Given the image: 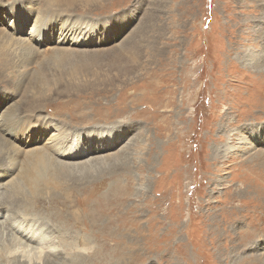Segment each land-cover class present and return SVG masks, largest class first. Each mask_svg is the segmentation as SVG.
<instances>
[{"label":"rangeland","instance_id":"obj_1","mask_svg":"<svg viewBox=\"0 0 264 264\" xmlns=\"http://www.w3.org/2000/svg\"><path fill=\"white\" fill-rule=\"evenodd\" d=\"M51 1L0 0V201L51 184L66 207L29 220H80L93 264H264V0Z\"/></svg>","mask_w":264,"mask_h":264},{"label":"bare ground","instance_id":"obj_2","mask_svg":"<svg viewBox=\"0 0 264 264\" xmlns=\"http://www.w3.org/2000/svg\"><path fill=\"white\" fill-rule=\"evenodd\" d=\"M67 1L66 4H69L68 6H72V3H75L76 2H80V8H83L85 10H87L89 8V6L91 7L90 3H93L95 2L94 4H96V2H98V0H65ZM74 1V2H72ZM57 2L61 3L60 0H52L51 1V5L53 6H57ZM63 4V3H62ZM61 4V5H62ZM65 4V3H64ZM98 4V3H97ZM59 5V6H61ZM86 5V6H85ZM75 6V5H73ZM47 7V6H45ZM49 7V6H48ZM58 7V6H57ZM63 7V6H61ZM60 7V8H61ZM66 7V6H64ZM63 7V8H64ZM50 8V7H49ZM52 9V8H51ZM73 9V8H72ZM54 10V9H53ZM57 10V9H56ZM64 10V9H63ZM44 11V10H43ZM49 11V10H48ZM85 12V11H84ZM44 13V12H43ZM64 13V12H63ZM50 14H53L54 13H50ZM59 14V13H58ZM61 14V13H60ZM29 15V14H28ZM37 15L39 16V13H37ZM43 15V14H42ZM41 15V16H42ZM66 15V14H65ZM43 17V16H42ZM42 17L39 16L38 19H36L33 23V26L31 28V32H30V36L31 38H34L36 37L42 30V28H44L43 26V21L41 22V19ZM48 17V16H47ZM52 17V16H51ZM19 18L21 20V25L20 26H23L25 24V22L27 21L28 17L26 15V13H21L19 15ZM86 18V17H85ZM50 19V18H49ZM75 20V19H74ZM87 20V19H86ZM80 21V20H79ZM88 21V20H87ZM82 23V22H81ZM84 24V23H83ZM13 26V25H12ZM87 26V25H86ZM65 28V27H64ZM84 25H80L79 23L77 22H74L72 24H70L68 26L67 29H65L63 32V38L64 41H68L69 38H72V42L70 43L71 45H73L77 40H78V36H80V34L83 32L82 30H84ZM85 32V30H84ZM86 33V32H85ZM11 34V33H10ZM9 35V34H8ZM6 36V34H5ZM4 36V37H5ZM13 36V35H12ZM77 36V38H73ZM29 37V36H28ZM9 38V37H8ZM13 40V39H12ZM11 40V42H12ZM16 42V41H15ZM14 42V43H15ZM68 48V47H67ZM28 50V49H27ZM29 51V50H28ZM61 51V50H59ZM33 52V51H32ZM38 51H36L37 53ZM58 52V51H57ZM69 52V51H68ZM71 52V51H70ZM30 53V51H29ZM34 53V52H33ZM47 53V52H46ZM55 53V52H54ZM38 54V53H37ZM51 54V53H50ZM67 54V52H66ZM65 54V55H66ZM87 54V53H86ZM52 55V54H51ZM69 55V53H68ZM69 57V56H68ZM67 57V59H68ZM71 57V56H70ZM76 57V55H75ZM81 57V56H80ZM89 57V56H88ZM135 57V56H134ZM86 58V57H85ZM129 58V57H128ZM70 59V58H69ZM75 59V58H74ZM90 59V58H89ZM76 60V59H75ZM81 60V59H80ZM79 61V60H78ZM85 61V60H84ZM98 61V60H97ZM80 62V61H79ZM86 62V61H85ZM32 104V103H31ZM34 105V104H32ZM11 108V107H10ZM13 108V107H12ZM21 113V111H19ZM24 113V112H23ZM14 114V113H13ZM25 114V113H24ZM29 114V113H28ZM15 115V114H14ZM4 116V115H3ZM32 116V115H31ZM10 117V116H9ZM30 117V116H29ZM35 117V116H34ZM33 117V118H34ZM32 118V117H31ZM29 119V118H28ZM2 120V119H1ZM0 120V121H1ZM4 121V120H3ZM7 122V121H6ZM20 122V120H19ZM19 122L17 124H19ZM29 122V121H28ZM36 122V121H35ZM11 123V122H10ZM13 123V122H12ZM11 123V124H12ZM16 125V124H15ZM34 125V124H33ZM1 126V125H0ZM2 127H4V124L2 125ZM15 128V127H14ZM6 129V128H5ZM3 129V131L5 133L8 132V130H5ZM9 129V128H8ZM11 130V129H10ZM13 130V129H12ZM23 130V129H22ZM7 131V132H6ZM63 132V131H62ZM2 133V132H1ZM13 133V132H12ZM4 134V133H3ZM62 136V135H61ZM4 137V136H3ZM65 137V136H64ZM66 138V137H65ZM61 139V137H60ZM59 139V141H60ZM68 139V138H67ZM101 139H104V136L101 138ZM75 140V138H74ZM77 141V140H76ZM75 143V142H73ZM245 144V143H244ZM46 145V144H45ZM48 145V144H47ZM60 145V143L58 142V135L55 133L52 135L51 139H50V148H51V152H55V149ZM48 146V147H49ZM236 146V145H235ZM233 145L232 148L228 149V152L230 150H233V151H241L240 149L243 150V144H239L238 147H235ZM45 147V146H42V148ZM47 147V146H46ZM47 147V148H48ZM39 148V146H38ZM48 148V149H50ZM62 148V147H61ZM31 149V148H30ZM47 149V150H48ZM59 149V147H58ZM33 150V149H32ZM45 150V148L43 149ZM46 150V152H47ZM62 150V149H61ZM103 150V149H102ZM41 151V150H40ZM39 152V151H38ZM43 152V151H42ZM41 152V153H42ZM41 153H40V156H41ZM45 153V151H44ZM42 153V154H44ZM48 153V152H47ZM50 153V152H49ZM128 154V153H127ZM28 155V154H27ZM30 155V154H29ZM32 155V154H31ZM48 156V155H47ZM52 156H53V153H52ZM52 156H49V157H52ZM101 156V155H100ZM42 157V162L44 164V166H47L48 164L51 163V161L53 159H48V158H44L43 156ZM54 157V156H53ZM109 157V156H108ZM39 158V157H38ZM45 160H44V159ZM55 158V157H54ZM57 160H58V157H56ZM55 158V159H56ZM92 158V157H91ZM101 158V157H100ZM99 158V159H100ZM29 158H27L28 160ZM31 159V158H30ZM37 159V157H36ZM60 160V159H59ZM94 158H93V162H94ZM107 160V158L103 157L102 161L105 162ZM32 161V160H31ZM40 161V162H41ZM39 162V161H37ZM60 162V161H59ZM63 162H67V161H63ZM69 162V161H68ZM92 162V161H91ZM30 163V162H29ZM53 163V162H52ZM33 164V163H32ZM56 164V163H55ZM61 164H64V163H61ZM60 164V165H61ZM74 164V163H73ZM76 164V162H75ZM89 164V163H88ZM56 165H59V164H56ZM68 166L70 164H67ZM83 165V164H82ZM85 166V165H83ZM87 166V165H86ZM42 167V166H41ZM13 168V167H12ZM49 168V166H48ZM47 168V169H48ZM52 168V167H51ZM63 168V167H62ZM67 168V167H66ZM71 168V167H69ZM78 168V167H77ZM42 169V168H40ZM39 169V170H40ZM46 169V170H47ZM43 170V169H42ZM50 170V169H49ZM68 170V169H66ZM34 171V170H33ZM32 171V172H33ZM45 171V170H44ZM42 171V172H44ZM61 171V169H60ZM65 171V170H64ZM70 171V170H69ZM29 172V171H28ZM38 172V170L36 171ZM54 174V172H52ZM61 173V172H60ZM76 173V172H75ZM30 174V173H29ZM38 173H36L37 175ZM48 174V173H47ZM51 174V175H53ZM62 176L64 175V173H61ZM59 174V175H61ZM27 175V174H26ZM32 175V174H31ZM66 175V174H65ZM5 175H0V180H2V178L4 177ZM29 176V175H28ZM39 176V175H38ZM42 176H44V174H42ZM58 176V175H56ZM69 176V175H67ZM66 176V177H67ZM20 177H21V174H20ZM27 177V176H26ZM37 177V176H36ZM41 177V176H40ZM60 177V176H59ZM31 178V177H29ZM43 178V177H42ZM69 178V177H67ZM32 179V178H31ZM45 179V178H44ZM59 179V178H58ZM62 178H60L59 180H61ZM28 180V179H27ZM52 180V179H51ZM39 178H35L34 179V185H32V189L34 190V192H31V193H27V194H24L23 191L24 189L22 188L21 191H18L17 193L18 194H15V195H6V198L2 199L0 201V210L2 209H5V208H8L10 207L11 209V206H14V211L12 212V215L13 219H15L17 216H20L21 214V217L23 216V220L22 221H18V219L16 218L15 221L12 224V226H10V231H11V236H10V244H8L7 246V253H4V251H0L1 254L3 253L4 255L6 256H9L10 257H15V258H18L19 260H22L24 264H93L92 260L90 259L93 255L91 254L92 253V242L89 238H83L84 240V243L83 245L81 246L80 245V242L82 241V236L81 235H71V232H69L68 230H71V229H75L77 227V225L79 224L80 220H77L75 221V223L73 224L71 222L70 219H63L61 218L60 221H54L53 220V215L52 214H48L47 217H46V220L45 219L43 220L42 223L39 224V222L36 220V219H30L29 220V216H33L34 214H36L37 212L41 211V210H45V206L47 204V198H50L51 199V196H53L52 200L49 201V204H57L61 207H66L65 206V203L66 201L65 200H60V197L59 195L57 194H49V193H53L54 192V189H52L53 191L52 192H49V193H44L46 189H51V184H46L47 188H42L41 189V181H40V184H39ZM44 181V180H43ZM65 181V179H64ZM26 182V181H25ZM50 182V181H49ZM55 182V180L53 181ZM59 183V181H57ZM61 182V181H60ZM66 182V181H65ZM8 183L10 184V181L8 182L7 181V185ZM45 183V182H44ZM48 183V182H46ZM52 183V181H51ZM2 184V183H1ZM55 184V183H54ZM58 185V184H55V186ZM61 185H62V182H61ZM65 185V184H64ZM24 186V185H22ZM30 186V185H29ZM44 186V185H43ZM49 186V187H48ZM60 186V185H59ZM57 187V186H56ZM61 187V186H60ZM6 188V186H5ZM8 188V187H7ZM14 188H17V186H15ZM53 188V187H52ZM1 189V188H0ZM27 189H28V186H27ZM36 190H38L37 192H35ZM17 191V190H16ZM44 191V192H43ZM57 191V190H56ZM59 191V190H58ZM57 191V192H58ZM10 192V191H9ZM41 192V193H39ZM7 193V191H6ZM55 193V192H54ZM47 194V195H46ZM59 194V193H58ZM51 195V196H50ZM45 196H47L45 198ZM108 197V196H107ZM103 199V198H102ZM109 198H106V200H108ZM85 203V202H84ZM88 208V207H87ZM86 209V208H85ZM93 210V208H92ZM92 210H90L92 212ZM11 211V210H10ZM1 213V212H0ZM10 213V212H9ZM96 214V213H99V209H94L93 210V214ZM1 215V214H0ZM36 216V215H35ZM10 217V216H9ZM87 217V216H85ZM84 217V218H85ZM90 217V216H89ZM33 218V217H32ZM8 219H11V218H8ZM81 219V217H80ZM88 218H86L87 220ZM82 220V219H81ZM92 219L90 218V222L92 223L91 221ZM10 221V220H7V222ZM46 222H49V223H53V226H51L53 228V230L56 232H52L50 231V233H47L46 231H48V229L46 228L47 226V223ZM55 222L57 224H55ZM9 224V223H8ZM45 224V225H43ZM93 224V229H98L99 233H95V236L97 239L101 240V236L103 238H109V234L112 232L111 228L108 227V224L107 225H103L102 227L101 226H97V222L95 221V223H92ZM70 227V229H68ZM88 227V226H86ZM45 228V229H44ZM3 230V229H0V231ZM67 230V231H66ZM9 231V232H10ZM1 233V232H0ZM4 235V233H2ZM10 235V234H9ZM6 242V241H5ZM3 243V242H2ZM8 243V242H7ZM227 246V245H226ZM5 247V246H4ZM6 248V247H5ZM104 248V247H103ZM106 248V247H105ZM107 250V249H106ZM91 251V253H90ZM100 251V250H99ZM104 251V250H103ZM88 252V254H87ZM106 252V251H104ZM99 252H97V250L95 251L94 255L98 254ZM3 255V256H4ZM106 255V254H105ZM108 256V255H107ZM1 257V256H0ZM5 258V256L3 257ZM7 258V257H6ZM96 258V257H95ZM189 259V258H188ZM96 260H99V259H96Z\"/></svg>","mask_w":264,"mask_h":264}]
</instances>
